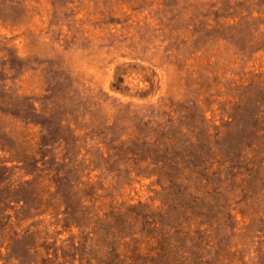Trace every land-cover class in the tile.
<instances>
[{
    "label": "rangeland",
    "instance_id": "obj_1",
    "mask_svg": "<svg viewBox=\"0 0 264 264\" xmlns=\"http://www.w3.org/2000/svg\"><path fill=\"white\" fill-rule=\"evenodd\" d=\"M0 264H264V0H0Z\"/></svg>",
    "mask_w": 264,
    "mask_h": 264
},
{
    "label": "trees",
    "instance_id": "obj_2",
    "mask_svg": "<svg viewBox=\"0 0 264 264\" xmlns=\"http://www.w3.org/2000/svg\"><path fill=\"white\" fill-rule=\"evenodd\" d=\"M142 144H146V143H142ZM173 145H175V146L177 145V146H178V143H177V142H174ZM154 148H156L157 151H160V144L155 145ZM170 149H172V146H171V147L166 146V151H167V150H170ZM167 162H169V163H173L172 161H168V160H167ZM173 164H174V163H173ZM174 165H175V164H174Z\"/></svg>",
    "mask_w": 264,
    "mask_h": 264
}]
</instances>
